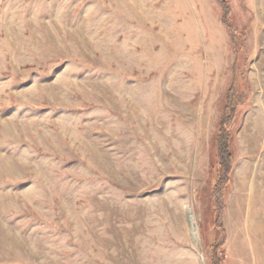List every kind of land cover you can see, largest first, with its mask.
I'll use <instances>...</instances> for the list:
<instances>
[{"label": "rangeland", "instance_id": "374dc122", "mask_svg": "<svg viewBox=\"0 0 264 264\" xmlns=\"http://www.w3.org/2000/svg\"><path fill=\"white\" fill-rule=\"evenodd\" d=\"M226 1L238 52L217 0H0V264H264V0Z\"/></svg>", "mask_w": 264, "mask_h": 264}, {"label": "trees", "instance_id": "16d2710c", "mask_svg": "<svg viewBox=\"0 0 264 264\" xmlns=\"http://www.w3.org/2000/svg\"><path fill=\"white\" fill-rule=\"evenodd\" d=\"M221 7V18L224 23L227 24L228 16L231 13V9L226 0H217ZM227 27L230 32V40L236 52L239 51L240 44L237 42L236 32L232 25L227 24ZM237 95L234 90L233 85L229 87L227 90V96L225 101V111L226 114L223 115L218 124L217 136L215 138V147H216V169H215V177H214V186L211 192V197L213 201L220 206L218 202V197L220 196V187L226 183L228 178V173L230 170V151H229V139L230 132L227 129V124H229L230 120H232V113L236 107ZM214 248H218V245H214ZM212 264H219L217 261H214Z\"/></svg>", "mask_w": 264, "mask_h": 264}]
</instances>
